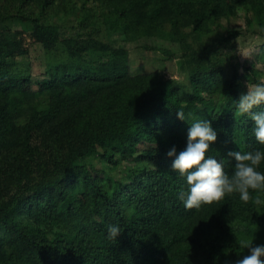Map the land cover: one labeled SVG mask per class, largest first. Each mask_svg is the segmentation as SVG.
<instances>
[{"label":"trees","instance_id":"1","mask_svg":"<svg viewBox=\"0 0 264 264\" xmlns=\"http://www.w3.org/2000/svg\"><path fill=\"white\" fill-rule=\"evenodd\" d=\"M245 32L263 40L248 66ZM27 36L45 55L35 80ZM125 44L154 58L134 67ZM263 78L264 0H0V264H236L241 242L264 245V205L186 210L166 155L200 119L229 175V151L264 150L235 114Z\"/></svg>","mask_w":264,"mask_h":264},{"label":"clouds","instance_id":"2","mask_svg":"<svg viewBox=\"0 0 264 264\" xmlns=\"http://www.w3.org/2000/svg\"><path fill=\"white\" fill-rule=\"evenodd\" d=\"M246 94H241L235 101L236 115L249 116L254 122V135L259 144L264 145V111H254L264 104V81L255 84L247 81ZM177 118L185 120L183 110H178ZM217 132L211 122L200 119L192 124L187 133L186 147L177 152L175 146L166 153L174 158L171 170L186 177L188 190L179 193V200L186 210L199 212L202 206L219 204L226 196L239 194L242 202H252L256 206L264 205V172L260 166L264 162V150L229 151L227 157L235 161L231 175L224 170L222 162L209 153L211 146L217 141ZM255 192L253 196L250 193ZM121 230L117 225L108 227L109 239H117ZM250 254L236 261V264H264V245L253 246V242H241Z\"/></svg>","mask_w":264,"mask_h":264},{"label":"rangeland","instance_id":"3","mask_svg":"<svg viewBox=\"0 0 264 264\" xmlns=\"http://www.w3.org/2000/svg\"><path fill=\"white\" fill-rule=\"evenodd\" d=\"M236 43V51L238 54V57L241 61V64L244 66L251 65L252 62H256V56L260 52V47L263 43V40L256 34L252 33H244L239 37H236L235 39ZM25 47L29 50V57L27 58V61L30 62L31 65V71H32V77L35 80L38 75L43 74V66H44V50L42 46L35 41L32 37L27 36L24 41ZM118 45V43H116ZM125 47L130 52L131 56V65L134 67L136 66H143L147 67L148 65L144 61V56L153 59L154 56L152 54H144L143 47H135L134 45H127L125 44ZM138 49V50H137ZM258 68H261L262 66L260 64H257ZM166 75L167 78L175 77L178 78L176 73V66L174 62H168L166 63ZM264 81V78H263ZM18 85V84H16ZM19 88L18 86L15 87V89ZM26 89H39V86L36 85L35 82L29 83L25 87ZM13 90V86H9L6 88V92ZM127 165L125 164L120 170L115 171L114 175L116 178H122L124 174H122L123 169H126Z\"/></svg>","mask_w":264,"mask_h":264}]
</instances>
